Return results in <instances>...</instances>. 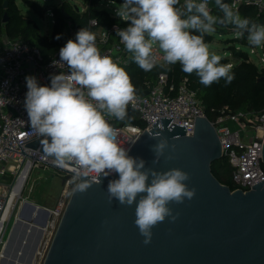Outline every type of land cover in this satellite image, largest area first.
Listing matches in <instances>:
<instances>
[{
    "label": "clouds",
    "instance_id": "1",
    "mask_svg": "<svg viewBox=\"0 0 264 264\" xmlns=\"http://www.w3.org/2000/svg\"><path fill=\"white\" fill-rule=\"evenodd\" d=\"M212 3L222 16L212 13ZM116 14L127 21L116 35L140 68L150 71L156 67L154 49H159L163 60L160 67L179 63L183 72H195L206 87L222 78L225 84L235 79L233 65L221 63L222 55L205 40L219 23L235 26L238 35L247 33L250 45L264 47V24L242 17L235 0H123ZM59 57L68 71L50 74V83L41 84L34 75L25 77L24 107L30 130L43 137V152L58 166H75L73 193L87 191L90 179L101 182V177L118 174L108 182L109 200L136 204L134 223L143 242L149 244L155 225L168 217L172 221L177 218L169 203L195 196L196 189L185 183L190 175L180 168H146L144 158L131 155L130 147L119 143L118 129L110 118L131 119L127 109L136 88L121 62L101 52L95 32L81 27L75 38L60 48ZM150 136L157 140L151 146L154 163L165 156L166 149L176 147L169 144L163 130ZM179 139V134L172 137Z\"/></svg>",
    "mask_w": 264,
    "mask_h": 264
},
{
    "label": "water",
    "instance_id": "2",
    "mask_svg": "<svg viewBox=\"0 0 264 264\" xmlns=\"http://www.w3.org/2000/svg\"><path fill=\"white\" fill-rule=\"evenodd\" d=\"M65 19L69 20L68 14ZM8 20L5 13L3 22ZM172 119L155 121L130 154L144 158L146 168H180L189 173L185 183L196 193L190 200L169 203L176 220L168 217L155 225L151 242L145 244L134 223L136 204L109 200L108 182L118 174L101 177V182L90 179L87 191H72L43 264H264V180L248 191L221 183L212 163L223 158L222 145L210 118L197 116L192 135L186 134L187 125L171 124ZM160 130L176 147L166 149L154 163L151 146L157 140L150 135ZM176 134L180 139L172 140ZM28 146L44 153L41 138ZM169 155L172 158L166 159ZM51 216L50 209L27 201L11 227L2 264H33Z\"/></svg>",
    "mask_w": 264,
    "mask_h": 264
},
{
    "label": "built area",
    "instance_id": "3",
    "mask_svg": "<svg viewBox=\"0 0 264 264\" xmlns=\"http://www.w3.org/2000/svg\"><path fill=\"white\" fill-rule=\"evenodd\" d=\"M226 2L232 3V0ZM235 4L238 10L242 6H254L258 11L264 10V0H235ZM210 8L211 11L218 9L214 3L210 4ZM47 9V14L54 23L53 8ZM117 9L114 8L111 14L119 17L116 14ZM87 27L96 33L97 44L103 54L120 61L121 65L129 62L130 53L116 35V30L124 26H101L97 19H91ZM80 28L69 22L66 27L67 36L74 39ZM62 46L50 61H45L41 49L24 39L4 36L0 43V264L5 258L12 222L19 218L27 202L23 193L32 173L35 170L54 169L55 175L59 174L65 179L63 185L67 194H70L73 187L74 165L60 167L53 158L42 153L40 148L28 146L31 141L43 137L30 130L29 117L24 107L27 75L36 76L41 84H48L50 74L68 71L67 65L59 61V50ZM154 53L157 65L163 62L160 50L154 49ZM258 67L260 71L264 69V57ZM146 90H149L147 95L136 94L128 106L139 114L142 125L110 118L111 123L118 129V141L124 147L132 149L143 132L154 127L155 121L159 119L161 123V117H173L171 124L187 125L186 134L192 135L197 116H207L202 101L190 87L187 78L176 83L168 73L160 72ZM210 120L221 141L223 157L228 159L232 167L233 190H251L253 185L264 180V110H232L224 107ZM64 196L56 210L50 209L52 216L33 264H43L48 254L68 203L67 196Z\"/></svg>",
    "mask_w": 264,
    "mask_h": 264
},
{
    "label": "trees",
    "instance_id": "4",
    "mask_svg": "<svg viewBox=\"0 0 264 264\" xmlns=\"http://www.w3.org/2000/svg\"><path fill=\"white\" fill-rule=\"evenodd\" d=\"M89 1L90 5L85 11L72 7L67 2L61 7L53 9L55 19L53 31L51 35H44L40 32V27L36 21L22 13L17 4V0H0V43L4 36L11 39H24L30 44L39 47L44 56V60L50 61L58 48L70 39L66 33V27L69 22L77 27H87L91 19H97L101 26L111 27L117 24L126 27L127 21L112 15L106 9H99L96 4L101 0ZM119 1L123 2V0ZM6 2H8V5L5 8L4 4ZM22 2L36 12L42 15L44 14L45 7L38 0H22ZM239 12L242 17H249L257 23L264 24V10L258 11L254 6H242ZM5 13L9 17L6 23L3 22ZM212 13H217L218 16H221V12L216 9ZM65 14L69 15V20L65 19ZM226 28L234 29L235 26L228 24L227 27H220L217 25L215 32L222 33ZM57 35L60 36L59 39L56 38ZM245 36L247 37V33H245ZM213 39L214 35L212 33L205 35L207 42L211 43ZM235 54L240 61L232 68V71L235 73V79L231 84H225L222 78L218 83L214 82L208 87L199 82V77H197L195 72L191 74L183 72L179 63L169 68L160 67V64L163 63L161 62L152 70L145 71L131 59L132 53H130L129 62L121 66L130 75L132 83L136 88V94H142L160 72L168 73L176 83L187 78L190 87L197 92V96L204 106L205 113L210 119H214L218 111L224 107H229L232 110L250 108L256 111H263L264 80H261V77L264 75V69L260 71L255 62L250 59L248 51L235 50ZM221 63L225 64L226 59H222ZM127 111L129 117H131L127 123L134 122L142 125L141 120L134 110L128 108ZM212 172L221 183L227 184L231 189H234L232 167L226 157L212 163Z\"/></svg>",
    "mask_w": 264,
    "mask_h": 264
},
{
    "label": "rangeland",
    "instance_id": "5",
    "mask_svg": "<svg viewBox=\"0 0 264 264\" xmlns=\"http://www.w3.org/2000/svg\"><path fill=\"white\" fill-rule=\"evenodd\" d=\"M38 1L43 5V7H45L43 15L36 12L34 9L29 8L22 2V0H17V4L25 16L36 21L40 27V32L44 35H51L54 28V23H52L51 17L47 14V8L51 7L55 9L61 7L65 2H67L72 7L85 11L90 5L89 0H56V2L50 0ZM96 5L99 9H106L110 13H113V9L119 8L121 6V2L119 0H114L113 2L101 0ZM214 15H217V13ZM220 15L222 16V13H220ZM237 31L238 30L236 28H226V30L222 33L213 32L212 34L214 35V39L211 43H209L211 49L216 51L218 54H221L223 59H226L225 64L230 63L233 66L238 64L240 60L236 56L235 50H244L249 52L250 59L254 61L257 66L261 65L262 58L264 57V48L250 45L247 37L245 35H238ZM135 113L139 116L137 112ZM71 194L72 190H70V194H67L65 191L62 176L59 174L55 175L54 169H49L35 170L32 173V177L29 179L28 184L25 187L23 196L28 202H33L42 207L56 210L60 206L61 200L65 198L64 195L67 196L68 201ZM25 210L28 211L27 207H25ZM42 217L44 216L41 215V218ZM10 250H14L13 246H11Z\"/></svg>",
    "mask_w": 264,
    "mask_h": 264
},
{
    "label": "crops",
    "instance_id": "6",
    "mask_svg": "<svg viewBox=\"0 0 264 264\" xmlns=\"http://www.w3.org/2000/svg\"><path fill=\"white\" fill-rule=\"evenodd\" d=\"M216 10H218V11H219V9H216Z\"/></svg>",
    "mask_w": 264,
    "mask_h": 264
}]
</instances>
